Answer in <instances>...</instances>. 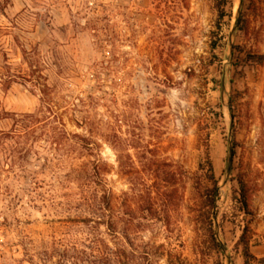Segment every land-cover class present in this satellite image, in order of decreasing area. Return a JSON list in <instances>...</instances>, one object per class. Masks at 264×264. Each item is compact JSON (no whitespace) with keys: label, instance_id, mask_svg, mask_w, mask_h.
Returning a JSON list of instances; mask_svg holds the SVG:
<instances>
[{"label":"rangeland","instance_id":"obj_1","mask_svg":"<svg viewBox=\"0 0 264 264\" xmlns=\"http://www.w3.org/2000/svg\"><path fill=\"white\" fill-rule=\"evenodd\" d=\"M249 54L264 0H0V264H264Z\"/></svg>","mask_w":264,"mask_h":264},{"label":"trees","instance_id":"obj_2","mask_svg":"<svg viewBox=\"0 0 264 264\" xmlns=\"http://www.w3.org/2000/svg\"><path fill=\"white\" fill-rule=\"evenodd\" d=\"M226 1L227 0H222V3H225ZM219 8H221L220 5H219ZM248 29H249L248 21L244 17V13L241 9L240 15H239V17L237 19V23H236V30L247 33ZM249 57H251L253 59V62H255L257 64H264V55L263 54H256V55L249 54ZM209 169L211 171V179H212L214 184H213V188L206 190V195H207V199H209L210 205L214 206L216 204V198L218 196V183L216 182L215 177L213 175V165H212L211 161H209ZM239 183H240V201H241L243 210L246 211L247 206H248V198H249L248 186H247L246 182L242 179L239 180ZM250 231H251L250 227L246 226L243 230V233H242L240 239L238 240V242L236 243V245L234 247V249L236 251H238L242 247L243 256H244V264H255V262L258 261V258L251 251V234H250ZM212 240H213L214 249L217 250L219 253H224L225 248H224L223 244L220 242V240L218 239V237H216V235L214 233L212 234ZM219 264H224V263L220 262ZM230 264H234L232 257H230Z\"/></svg>","mask_w":264,"mask_h":264}]
</instances>
